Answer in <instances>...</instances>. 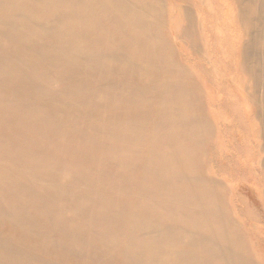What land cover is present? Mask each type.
<instances>
[{"label": "bare ground", "instance_id": "obj_1", "mask_svg": "<svg viewBox=\"0 0 264 264\" xmlns=\"http://www.w3.org/2000/svg\"><path fill=\"white\" fill-rule=\"evenodd\" d=\"M200 3L0 0V264H264V201L229 181L264 182L225 141L237 36L205 38Z\"/></svg>", "mask_w": 264, "mask_h": 264}, {"label": "rangeland", "instance_id": "obj_2", "mask_svg": "<svg viewBox=\"0 0 264 264\" xmlns=\"http://www.w3.org/2000/svg\"><path fill=\"white\" fill-rule=\"evenodd\" d=\"M200 1H201L200 7L201 9H203L201 10L200 15L202 16L203 20L205 19L204 21H206L208 25H213L209 21L213 20V12H214L213 9L214 8L216 9L215 12L218 13V18H219V20L217 21L219 24L216 22L217 23L216 28H214L211 31L209 30V27L205 28L206 29L205 38L210 40V39H213V37L218 36L220 40L223 39L222 40V44H223L225 39L230 38L231 35L232 37L237 36L236 37L237 39L235 38L236 40L234 41V43L235 42L236 43L235 44L233 43L234 45L233 47L235 48V53H234L233 58L238 63V66L240 67L238 69L237 75L235 76L236 87H237L236 92L238 93L239 97H244V96H247L248 94V100L246 98L247 104L244 105L243 109H241L240 106H238L239 108L237 107V110H236L238 117L242 115L245 118V120H247L246 121L247 131L245 128L233 129V131H231V134L225 137V141L227 142L228 147H230L232 141L239 143L241 138H243L244 134L248 135L251 146H253L252 148L255 153L254 160L252 162L254 164L255 171L261 177H264L263 175L264 168H262L264 167V163H262L264 161L263 160L264 159L263 157L264 156V96H263L264 82L261 81V79H259L260 74L264 73V0H219L213 5L210 3L211 2L210 0H200ZM179 4H183L186 6L185 3H179ZM185 8H187L189 11L187 12L185 16L188 20V24L191 23L192 25H195L196 23L197 25V13L195 9L193 7H185ZM195 29H198L197 26L195 27ZM240 35L242 36L241 38H240ZM232 37L231 39L234 40V37L233 38ZM187 43L190 44V39H188ZM239 43L241 47L239 46ZM236 48L239 50H237ZM222 54L223 52H220L218 55L212 54V57H211L212 67L213 66L215 67L216 65H221L222 62L226 61L227 58L230 57V55H228L227 53H224L226 56L224 54L222 56ZM196 57L198 61H203V63L208 62V59L204 56V53L202 52H197ZM214 62L217 64L215 65ZM245 79H247V83ZM239 82H241L242 84H240ZM244 89L247 91H244ZM245 92H247L246 95H245ZM227 94L228 93L226 91H219L215 93L214 96L215 98H217V96L220 97V95L221 97H224ZM245 109H247L248 112ZM246 112H247V115H246ZM224 113H221L222 115H225V118L222 117L224 119L221 120L223 123H224V120L228 122L229 117L230 118L234 117L233 116L234 114L229 110L225 114ZM248 113H249V116H248ZM253 116H257L258 118L256 117L257 119L254 118L253 120ZM256 120H259V121L257 122ZM260 122L262 123L259 124ZM260 125L261 126L263 125V126L261 127ZM257 143H260V144H257ZM256 144H257V147H256ZM225 153L227 154L228 151L226 150H223L221 152L219 151V154H225ZM201 154L205 155L206 159L210 163V166L211 164H213L211 166L212 168H214V169L211 168L212 171L217 170V166L215 165V162L212 163V161L209 159V157H207L205 153H201ZM259 161L262 163V166H261V163H259ZM261 171L263 172V174ZM218 174L221 175V173H218ZM219 177L221 178L222 176L218 175V178ZM229 181L231 182L234 188H239L241 185H246L248 189L254 190V191L253 190L252 191L249 190V191L252 194L255 193L253 196L256 200L258 201L262 200V202L264 201V182L263 184H260L259 181H256L253 179L246 180V179H242L239 177L238 178L231 177ZM255 187H257L256 188L257 190L255 189ZM255 191L256 192L258 191V193H256ZM259 192L261 193L262 196L260 195ZM230 194L231 195H229V197L232 196L231 198L233 199L240 198L238 194L236 195H233L232 193ZM250 200L252 201V199ZM4 227L8 228L12 233H14V235L21 236V233L16 229V227H13V223L11 224L8 223L4 225ZM254 227H256V229L257 228L263 229L264 228V218L256 220V226ZM262 260L263 259L261 257H258V261H262Z\"/></svg>", "mask_w": 264, "mask_h": 264}]
</instances>
